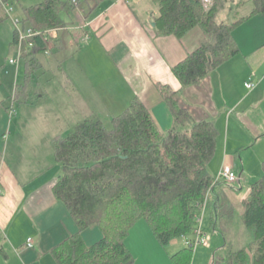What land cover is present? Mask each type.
<instances>
[{"label":"trees","instance_id":"trees-1","mask_svg":"<svg viewBox=\"0 0 264 264\" xmlns=\"http://www.w3.org/2000/svg\"><path fill=\"white\" fill-rule=\"evenodd\" d=\"M17 1L0 0V26L10 20L7 6ZM84 1L91 14L110 0H43L23 9L20 23L38 34L22 44L26 81L42 65L38 55L50 51L49 33L66 28L62 14L76 12ZM152 2L159 11L155 19L159 35L182 39L200 28L205 37L196 51L173 68L181 91L200 85L240 54L236 28L256 14H264V0H240V7L250 2L252 11L232 23L220 24L218 17L228 0H214L210 9L204 8L202 0ZM12 45L19 49L17 30ZM26 88L19 86L17 93H26H22ZM159 88L173 115V126L167 132L158 129L150 111L135 97L113 118L111 129L100 119L89 118L72 134L54 139L55 160L62 171L54 194L79 228V233L52 251L54 258L58 264H134L126 241L139 221L147 222L160 245L167 247L175 238L193 236L205 204L210 231L220 232L224 238L214 264H264V163L263 176L251 186L239 216L224 190L231 189V183L210 172L219 140L216 121L197 119L182 104L179 93L169 86ZM95 225L104 237L88 247L82 233ZM191 253L186 247L173 257L174 264H190Z\"/></svg>","mask_w":264,"mask_h":264},{"label":"crops","instance_id":"crops-1","mask_svg":"<svg viewBox=\"0 0 264 264\" xmlns=\"http://www.w3.org/2000/svg\"><path fill=\"white\" fill-rule=\"evenodd\" d=\"M82 11L80 8L81 15ZM158 15L152 0H110L91 14L87 13V17L83 16L86 17L83 30L86 34V30H91L98 46L122 70V77L132 86L133 98H139L147 107L162 133L172 128L173 115L159 85L179 93L182 104L197 119L211 117L216 121L219 140L210 172L216 177L222 168L229 167L238 174L231 189L224 190L241 216L251 186L263 176L264 14H256L236 28L234 38L240 54L211 72L200 85L184 91L173 68L200 47L204 34L195 28L182 39L159 35L152 25L156 24ZM57 42L58 38L54 41L55 49ZM249 83L254 87L247 88ZM9 109L0 101V264H58L52 251L79 233V228L65 203L54 194L62 175L55 160V147L51 150V163L44 164L35 176L27 172L29 166L21 156L15 159L16 168L11 165L7 159L12 136ZM137 224L126 241L132 253L128 242L134 236L141 237L133 233ZM103 237L97 225L82 233L88 247ZM29 239L32 247L28 245ZM183 242L184 247L178 253L187 247L184 238ZM194 258L191 257L190 264H195Z\"/></svg>","mask_w":264,"mask_h":264},{"label":"rangeland","instance_id":"rangeland-1","mask_svg":"<svg viewBox=\"0 0 264 264\" xmlns=\"http://www.w3.org/2000/svg\"><path fill=\"white\" fill-rule=\"evenodd\" d=\"M42 1L18 0L11 5L13 11L10 12V20L0 26V101L4 108H11L12 117L7 159L11 165H15V159L21 156L29 166L27 172L34 176L44 168V164L51 163L53 137H67L89 118L100 119L111 129L113 118L123 113L134 97L132 86L122 77V70L118 65H113L109 55L98 46L91 30H86L87 34L83 30L88 16L87 1L79 7L83 10L82 15L79 9L62 14L66 28L58 33L51 31L54 39H48V44L55 49L54 41L58 38L57 49H49L53 52L38 55L43 65L32 72L26 81L25 60L19 49L11 44L17 29L15 21L24 20V8ZM211 2L208 6L203 5L204 8L210 9L214 0ZM252 8L250 2L240 7V0H228L219 22L232 23L248 15ZM18 27L30 28L28 24ZM85 48L87 52H84ZM10 60L16 64H11ZM92 62L94 65H86ZM22 85L27 88L22 91L26 93L20 95L17 92ZM142 225L147 228L144 229ZM204 226L208 231L205 232L207 244L191 253V257H195V264L212 263V254L223 248L222 234L209 229V212L204 216ZM133 233L141 236L137 239L132 234L134 237L128 242L133 250L134 264H174L173 257L184 247L183 238H175L167 247L160 245L145 221H139Z\"/></svg>","mask_w":264,"mask_h":264},{"label":"built area","instance_id":"built-area-1","mask_svg":"<svg viewBox=\"0 0 264 264\" xmlns=\"http://www.w3.org/2000/svg\"><path fill=\"white\" fill-rule=\"evenodd\" d=\"M78 0H73V2H77ZM202 3L203 5H210L212 2L211 0H202ZM8 8V11L9 12H12L13 9L12 7H9L7 6ZM21 23L19 21H15V26H16V30L17 32L19 33V53L21 55V48H22V44H23V41L25 40H28L30 38H34L35 36H37L38 34L36 32H34L33 30L31 29H22V28H19L18 26L20 25ZM29 46H32V43L29 44ZM10 63L11 64H16V62L14 60H10ZM247 88L251 89L254 87V84L252 83H249L246 85ZM218 179L219 180H225L226 182L228 183H234L235 181H237L238 179V174L235 173L231 168L229 167H224L222 168V170L220 171L219 175H218ZM203 214L202 216L198 219V223H197V227L196 229L194 230L193 232V236L191 238H186L184 237L185 241H186V245L188 248H190L193 252L196 251V249L200 246H204L207 244V238H206V235H205V232H204V214H205V210H206V205L204 204L203 205ZM29 247H32L33 244H32V240L29 239Z\"/></svg>","mask_w":264,"mask_h":264},{"label":"water","instance_id":"water-1","mask_svg":"<svg viewBox=\"0 0 264 264\" xmlns=\"http://www.w3.org/2000/svg\"><path fill=\"white\" fill-rule=\"evenodd\" d=\"M152 25H153V27H156V24L155 23H153Z\"/></svg>","mask_w":264,"mask_h":264}]
</instances>
